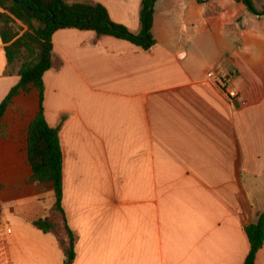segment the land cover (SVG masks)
Returning <instances> with one entry per match:
<instances>
[{
    "label": "crops",
    "instance_id": "0c3cea01",
    "mask_svg": "<svg viewBox=\"0 0 264 264\" xmlns=\"http://www.w3.org/2000/svg\"><path fill=\"white\" fill-rule=\"evenodd\" d=\"M94 1L140 32L142 0ZM152 32L150 50L90 30L54 34L44 110L52 126L65 117L74 264H244L245 226L264 212V16L235 0H157ZM5 46L0 35V104L20 80L6 74ZM23 95L0 120V264H64L57 237L33 224L56 196L28 181L39 110L15 112Z\"/></svg>",
    "mask_w": 264,
    "mask_h": 264
},
{
    "label": "trees",
    "instance_id": "16d2710c",
    "mask_svg": "<svg viewBox=\"0 0 264 264\" xmlns=\"http://www.w3.org/2000/svg\"><path fill=\"white\" fill-rule=\"evenodd\" d=\"M157 0H142L140 9L141 30L134 33L115 22L107 7L94 0H0V35L6 44L8 60L6 74L16 73L19 82L11 88L0 104V120L6 110L24 91L39 92V111L28 125V160L32 169L30 183H50L56 202L48 216L34 221V226L45 233H53L64 253V264H74L77 235L68 222L63 203V162L61 129L65 121L52 126L44 110L45 74L52 68L53 37L61 29L74 28L94 31L98 36H114L127 40L144 50L156 44L152 28ZM248 9L264 16V0H235ZM19 20L27 29L20 34L13 23ZM250 249L244 264H256V256L264 245V212L255 223L245 226Z\"/></svg>",
    "mask_w": 264,
    "mask_h": 264
},
{
    "label": "rangeland",
    "instance_id": "374dc122",
    "mask_svg": "<svg viewBox=\"0 0 264 264\" xmlns=\"http://www.w3.org/2000/svg\"><path fill=\"white\" fill-rule=\"evenodd\" d=\"M21 24L15 21L13 23V26L17 30H19L20 33H23V29L26 26L23 27ZM39 106H40L39 92L36 89H31L29 91H24V95L21 97V101H19V103H17V105H15L14 108L16 109L15 112L19 110V112L20 111L23 112V115L26 116L32 110H33L32 112H35V111L37 112L39 110Z\"/></svg>",
    "mask_w": 264,
    "mask_h": 264
},
{
    "label": "built area",
    "instance_id": "2783aa9c",
    "mask_svg": "<svg viewBox=\"0 0 264 264\" xmlns=\"http://www.w3.org/2000/svg\"><path fill=\"white\" fill-rule=\"evenodd\" d=\"M217 73L219 74V72H217ZM221 88H222L223 92L231 99H234L238 96L236 89H234L232 87V85L230 83H228L227 81L223 80V82L221 83Z\"/></svg>",
    "mask_w": 264,
    "mask_h": 264
},
{
    "label": "water",
    "instance_id": "95a60500",
    "mask_svg": "<svg viewBox=\"0 0 264 264\" xmlns=\"http://www.w3.org/2000/svg\"><path fill=\"white\" fill-rule=\"evenodd\" d=\"M246 2L248 1V0H245Z\"/></svg>",
    "mask_w": 264,
    "mask_h": 264
}]
</instances>
